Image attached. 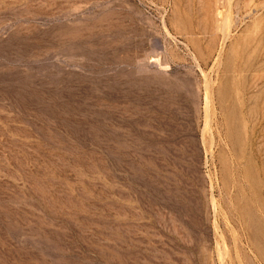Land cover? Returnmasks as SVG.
<instances>
[{"label":"rangeland","instance_id":"374dc122","mask_svg":"<svg viewBox=\"0 0 264 264\" xmlns=\"http://www.w3.org/2000/svg\"><path fill=\"white\" fill-rule=\"evenodd\" d=\"M0 264H264V0H0Z\"/></svg>","mask_w":264,"mask_h":264}]
</instances>
